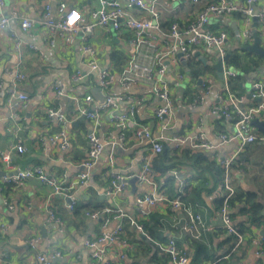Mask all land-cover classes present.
<instances>
[{
    "label": "crops",
    "instance_id": "0c3cea01",
    "mask_svg": "<svg viewBox=\"0 0 264 264\" xmlns=\"http://www.w3.org/2000/svg\"><path fill=\"white\" fill-rule=\"evenodd\" d=\"M155 1L160 14V29L164 33L169 30V22L184 23L193 18L203 5L193 4L190 0ZM61 2L77 10L85 21L89 20V12L96 6L93 0H4V14L16 10L31 19L34 25L29 31H22L17 23L10 22L7 29L0 30V82L4 81L7 84L11 82V76L6 74V70H19L26 77L17 88L29 97L26 107L16 115L10 113L5 99L0 97V152L9 153L11 158L10 169L0 168V221L5 226V230L0 228V264H4L2 256L4 260L12 264H37L36 252L51 255L53 251H60L61 256L53 259L52 264H93L91 260L93 250L86 247L84 241L95 238L102 231L110 232L116 227L115 221L102 227L100 221L85 218L80 213L74 216L68 215L69 211L65 207L66 200L61 196L52 195L51 189L36 178L10 183L4 181L8 176L32 166H38L44 174L64 180L66 183L82 172L81 163L88 149L86 136L92 123L86 118L79 120L80 116L74 115L75 105L70 96L74 95L83 99L85 95H91L93 101L84 102L83 105L88 110H92L103 103L104 94L95 83L96 73L89 74L79 83L72 82L71 75L75 71L81 73L88 71L87 59L80 52V46L86 41L85 43L96 50L99 68L110 70L115 74H119L131 53V32L106 34L102 30H95L87 37L82 36L80 32H75L69 36V40L62 39L60 36H50L41 24L40 15L45 4H49L51 17L57 18L56 9ZM261 6L262 3L258 2L255 8L260 9ZM131 13L137 17L143 15L136 9H132ZM253 22L264 30V21L254 20ZM207 28L211 30L223 28L227 31L228 52L240 49L242 46L238 37L241 28L238 15L228 19H212ZM162 32L155 33L158 39L162 38ZM252 42L253 39L248 44ZM260 49L264 51V41L260 42ZM192 57L194 62H199L200 73L196 74V77L190 76L192 70L188 63L180 64L181 66L178 67L179 71L185 74L182 80H177L170 68L166 72V81L175 109L171 126L162 130L160 124L153 119L151 108L145 105L135 109L134 119L150 126L155 136L171 137L199 132L206 140L215 143L218 133L227 130L231 125L228 121L224 122L211 114V109L216 103L214 91L195 107L190 106V100L205 76L211 78L216 89L221 87V80L215 69L217 61L212 50L195 49ZM204 66L208 69H204ZM263 72L264 65L260 74ZM250 77L252 75L247 78L246 95H249ZM54 84L62 86L65 96L55 94ZM91 86L98 89L99 95L102 96L101 103L91 93ZM143 91L141 86L129 85L122 88L117 82L108 89L111 95L117 96L124 93L131 98L119 101L115 109L108 108L101 112L100 126L96 133L106 144L89 170L88 185L74 190L72 194L74 200L78 205L83 204L88 210L98 207L103 209L110 207L114 210L118 208L127 217L136 218L138 221H148L138 217L139 209L148 210L149 217L151 214L157 215V225L149 222V231L147 230L149 235L157 243H163L172 238L176 245L189 256L188 264H192L191 257L196 252L190 245L192 240L204 245L208 255L207 258L199 260V264H209L224 256L226 258L221 261L222 264H264V256L257 253L259 247L254 243V240L264 238V225L250 226V232L242 239V242L237 245L236 240L235 245L228 251L229 243L225 241L228 234L221 231L218 214L222 190L218 182H215L216 179L214 180L213 171L197 174L191 168L183 166L181 170L177 169L176 177L166 175L172 179L167 185L164 183L165 177L160 178L155 189L148 185H140L137 181L132 189L126 182V190L119 198L113 199L107 195L111 180L109 176L111 166L121 175H137L142 169L143 160L151 161L155 156L145 141L136 142L129 139L124 144L117 142L118 133L110 121L111 116L123 112L130 105L131 100L141 96L148 98L149 95ZM250 101L249 98L246 100L247 105L251 104ZM154 104L153 100L152 105ZM49 108L59 110L68 121L64 126L69 141V147L66 150H63L59 143L51 144L47 140V137L57 134L62 129L55 118L46 115ZM259 118L258 120L264 123V117ZM254 130L263 140L245 146L239 155L244 168L240 173L231 172V182L236 192L252 194L256 203L262 206L261 213L264 215V135L255 127ZM17 138L24 147L22 153L12 149ZM236 147V143H230L218 148L217 153L228 155ZM182 183L187 184L184 201L187 206L200 215L205 225L217 227L211 232L202 233L198 239L191 238L182 230L186 222V215L182 210H172L165 202H158L154 206L137 205L135 202L138 196L151 193L156 196L161 194L171 199ZM7 204L12 206L11 210L7 208ZM48 210H52L62 220V225L49 221ZM124 220L126 221L123 223V228L125 226L123 239L131 242V245L122 246L120 241L101 244L106 249L105 262L109 264H170L168 259L166 261L162 258L160 253L163 252L157 246L154 244L152 246V243L134 227L127 226L128 219ZM31 238H38L35 251L28 249L26 244ZM261 244H264L263 240Z\"/></svg>",
    "mask_w": 264,
    "mask_h": 264
},
{
    "label": "built area",
    "instance_id": "2783aa9c",
    "mask_svg": "<svg viewBox=\"0 0 264 264\" xmlns=\"http://www.w3.org/2000/svg\"><path fill=\"white\" fill-rule=\"evenodd\" d=\"M96 6L89 12V20L85 21L82 15L75 9L69 8L64 2L58 4L56 9L57 18L51 17V7L45 4L41 12V24L48 31L50 36H60L62 39H68L72 33L80 32L82 36L87 37L95 30H102L106 34H120L131 32L130 40L131 53L129 54L125 65L119 74L107 69H100L96 61V50L87 43L80 46V52L86 56V66L88 71L81 73L75 71L71 75L73 83H79L81 80L91 73H96V85L104 94L102 104L95 106L94 109L88 110L83 103L93 101L91 95H85L83 99L77 96H70L75 105L74 115L76 117L84 115L87 120L92 123V127L87 134L88 149L81 163L83 170L76 174L71 181L64 180L44 174L38 166L29 167L23 171L10 175L5 178L6 183L12 181H20L28 178H36L51 189L52 195L61 196L64 200H69L65 207L71 211L76 201L73 198V192L76 189L84 188L88 185L90 179L89 170L101 154L105 141L97 135L96 130L100 126V114L108 108L115 109L117 103L124 99L129 100L131 97L127 94L111 95L108 89L114 82H117L122 88L129 85L141 86L143 93L149 97H136L131 100L130 105L121 113L111 116V124L117 131V142L124 144L129 139L136 142L147 143L152 154H158L162 150V142L173 147H185L192 151H200L215 159L221 166L222 179L219 188L222 190V205L218 210L221 220L220 228L225 230L226 234L236 237L237 245L242 242V235L236 230L230 218V209L228 200L234 195L235 189L232 185L231 172L240 173L244 168L243 161L239 155L246 145L256 141H262L261 137L256 135L251 121L264 117V72L257 80L250 83V92L246 96H236L232 94L228 88V80L236 75V72L226 66L223 60L228 52V33L225 29L216 30L208 29L212 19H228L234 14H238L241 21V28L238 34L241 45H247L252 41L253 35L256 34L261 41H264V30H261L253 22L264 21V0H190L193 4H203L200 10L193 18L186 22L173 21L169 25V30L164 33L160 29V14L156 6L155 0H93ZM260 2L262 6L256 9V4ZM4 0H0V30L8 28L10 22L19 25L22 31L32 29L34 22L16 10H11L8 14H4ZM132 9H136L143 13L142 16H135L131 13ZM162 32V38H157L155 33ZM86 39V38H84ZM33 47V46H30ZM195 49L212 50L216 61L221 62V87L216 89L215 83L211 81L209 76H205L200 81L198 90L193 93L190 106L195 107L201 104L205 98L214 91L215 104L211 109V114L218 118L228 120L233 112L238 119L233 122L230 128L223 130L217 135V142L212 143L206 140L199 132L183 134L177 136H155L152 134L150 126L145 123H139L134 119V112L138 106L145 105L152 110V116L155 122L160 124L162 130L168 129L174 118L175 109L171 99V92L166 81V72L170 68L177 80L185 77L183 72L179 71L180 64H185L191 57ZM8 76H11V82H0V97L4 98L9 111L12 115H16L21 109L25 108L29 102L27 94L18 90L17 86L25 79V75L19 70H6ZM216 89V90H215ZM55 94L65 96L64 90L60 84H54ZM142 93V94H143ZM257 99L256 105H247V99ZM155 104L152 105V101ZM46 115L55 118L62 126L57 134L47 137L51 144L59 143L63 150L69 147L67 134L64 126L68 122L59 110L49 108ZM236 143L237 147L228 155H220L217 149ZM17 153H22L24 147L17 138L12 146ZM10 169L11 158L9 153L0 152V168ZM174 177L177 171L169 172ZM155 173L150 166L149 159L143 160L142 169L137 175H121L113 170L112 166L109 170L111 178L110 185L107 189V195L110 198H119L126 190V182L133 176L137 177L140 185H148L153 189L156 188L154 181ZM187 184H180L177 195L173 199H168L163 195L156 196L154 193L144 194L135 198L137 205L146 204L154 206L158 202H165L172 210H182L186 215V222L182 230L191 238L198 239L202 233L211 232L217 229L215 226L205 225L198 213L193 212L187 204L182 201L185 196V188ZM9 210L12 206L7 204ZM111 214V215H110ZM149 211L145 209L138 210V217L144 219L148 216ZM83 217L100 221L102 227L107 226L111 221H115L116 227L110 231H102L98 236L91 240H85L84 245L91 248V260L93 264H109L104 261L106 249L105 243L121 242L122 246L130 245L120 239L123 231L122 221L128 219L129 224L134 227L145 238L152 242L157 248L168 256L170 264H188L189 257L184 250L178 247L175 241L170 238L166 242L157 243L149 239L142 230L141 225L136 218L127 217L120 209L105 208L99 212L83 211ZM48 219L51 223L62 225V220L54 214L52 210H48ZM0 228L5 230L4 224L0 221ZM262 238L254 240L259 247L258 254L264 256L261 244ZM38 238H31L26 242L28 249L35 251ZM103 244V245H101ZM260 244V246H259ZM60 251H53L51 255L35 253L37 264H52V260L60 257ZM226 257L211 262L209 264H222L221 261ZM4 264H12L8 260H4Z\"/></svg>",
    "mask_w": 264,
    "mask_h": 264
},
{
    "label": "trees",
    "instance_id": "16d2710c",
    "mask_svg": "<svg viewBox=\"0 0 264 264\" xmlns=\"http://www.w3.org/2000/svg\"><path fill=\"white\" fill-rule=\"evenodd\" d=\"M234 15H238V14H234ZM170 24L171 22L168 23V27ZM229 52H230L229 56L227 60L225 61V63L227 67L231 68L232 70L236 72V75L232 78H229L228 88L230 92L236 96H241V95L246 96L247 78L252 75V77H250L251 82L259 78V76L261 75L260 70L262 69V66L264 65V58L260 55L249 53L241 49H234V50H230ZM186 63H188L187 65L192 70L190 73V76L192 78L196 77V74L200 73V68L198 67L199 62H194L193 57L192 58L190 57ZM205 67L206 66H204V69H208V67L206 68ZM250 100H251L250 105H256L258 103L257 99H250ZM260 117L262 118L263 116H260ZM219 119L223 120L224 122L228 121L229 124H232L238 119V117L235 113L232 112L228 120H224L222 118H219ZM256 135L260 137V135L257 132H256ZM166 144L167 143L162 142L161 152L156 154L150 161V166L155 173L153 179L156 183H158V181L162 177L166 178L164 179V183L166 185L171 183V180H172L171 177H168V176L166 177V175L167 174L171 175L169 172L177 171V169L181 170V167L186 166L188 168H191L192 171L197 174H203L205 171H213L215 175L213 176L214 180L216 179L215 182L216 183L218 182V185L220 184L221 179H222L223 170L221 169V166L219 165V163L215 159H213L211 156H208L200 151H192L185 147H173L168 144L167 146ZM186 189H187V186L184 190L185 195H186ZM172 194L174 195L173 192ZM176 195H177V192L175 196ZM175 196L173 198H175ZM182 201H185V196L183 197ZM228 204H229L230 218L232 220V224L236 228V230L242 235V239L250 232V226L258 227L260 225L262 226L264 225V215L261 213L262 206L256 203L254 196L252 194L235 191L234 195L228 200ZM221 205H222V198L219 199L218 210L220 209ZM105 208L112 209L110 207H105ZM101 209L104 210L102 207L94 208V210H88L83 204L78 205L76 202L75 206L73 207L71 211H69L68 215L74 216L79 213L82 214L83 211L100 213L102 211ZM156 216L157 215L155 214H151L149 217V214H148V216L144 218V219H148V221H142V220L138 221V223L142 227L143 233L146 236H148L149 239H151L152 241H155V240L151 238V235H149L148 226H149V222H152L153 224L157 225ZM124 221L126 220L122 221V225ZM127 224H128L127 226L130 225L129 221L127 222ZM124 229H125V226L123 228L122 234L120 235V239L128 242L126 239H123ZM221 231L224 232V234H226L225 230L221 229ZM225 239H226L225 240L226 243H229L228 251H230L232 246L235 245L236 243V237L233 235H226ZM262 240L264 241V238H262ZM130 243L131 242H128L129 245H131ZM151 245L154 246L153 243ZM190 245L194 247L196 250L194 255H192L191 257L192 264H199L198 263L199 260H203L208 257L204 249V245L194 240H192ZM262 251L264 252V244L262 247ZM160 254L162 255V258H164L167 261L168 256L165 253H160ZM189 261H190V258H189Z\"/></svg>",
    "mask_w": 264,
    "mask_h": 264
},
{
    "label": "water",
    "instance_id": "95a60500",
    "mask_svg": "<svg viewBox=\"0 0 264 264\" xmlns=\"http://www.w3.org/2000/svg\"><path fill=\"white\" fill-rule=\"evenodd\" d=\"M252 39H253V42L251 44L242 45V46H240V49L247 51V52L256 53V54H259V55L264 57V51L262 49H260L261 39L256 34L253 35ZM229 53L230 52H227L226 55L224 56V58H223L224 61L227 60ZM215 69L218 71V78L221 80L222 79V74H221L222 68H221V62L220 61H218L215 64ZM84 118H85V116L81 115L79 117V120H82ZM251 125L254 126L260 133H262L264 135V123L262 121H259L258 119H254L253 121H251ZM136 181H137V177L133 176L132 178L127 180V183L132 187V189H134V183ZM66 202H69V200H66Z\"/></svg>",
    "mask_w": 264,
    "mask_h": 264
},
{
    "label": "rangeland",
    "instance_id": "374dc122",
    "mask_svg": "<svg viewBox=\"0 0 264 264\" xmlns=\"http://www.w3.org/2000/svg\"><path fill=\"white\" fill-rule=\"evenodd\" d=\"M90 91L95 96L96 100L101 103L102 102V96L99 95L98 89L95 86H91Z\"/></svg>",
    "mask_w": 264,
    "mask_h": 264
}]
</instances>
